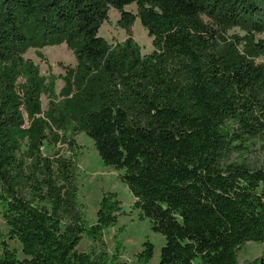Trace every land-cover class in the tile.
I'll return each instance as SVG.
<instances>
[{"label":"trees","instance_id":"1","mask_svg":"<svg viewBox=\"0 0 264 264\" xmlns=\"http://www.w3.org/2000/svg\"><path fill=\"white\" fill-rule=\"evenodd\" d=\"M110 9L127 34L113 44L99 36ZM137 20L150 54L132 38ZM256 34H264V0H0L8 228L0 264H150L148 240L134 262L120 260L118 238L108 253L103 235L121 213L114 193L87 222L80 134L105 167L122 171L138 219L164 238L157 264H239L247 243H264V40ZM61 45L75 60L61 76L42 75L25 57L34 50L45 62L40 49ZM83 239L93 243L87 252L77 250Z\"/></svg>","mask_w":264,"mask_h":264},{"label":"rangeland","instance_id":"2","mask_svg":"<svg viewBox=\"0 0 264 264\" xmlns=\"http://www.w3.org/2000/svg\"><path fill=\"white\" fill-rule=\"evenodd\" d=\"M125 10L135 13L134 5L125 7ZM120 15L114 9L108 12V19L99 29V36L104 38L108 43L113 44L121 42L127 38L126 32L118 25ZM132 38L141 47V54H150L153 50L151 38L147 36L144 28L139 24L138 20L131 28ZM228 34L243 35V32L237 28H232ZM257 40H264V34H256ZM40 52L46 58V61H41L35 54L34 50H30L25 57L31 59L39 66L40 73L48 76L49 73L55 76L63 75L61 66H74L75 60L73 54L65 47L53 46L40 49ZM63 86L61 79L55 82V92L58 93ZM47 100L43 97L42 106L46 107ZM76 143L81 148V153L76 157L78 174L80 178V191L78 194L79 201L85 206V218L89 224L96 221V212L99 207V202L102 196L106 193H114L117 200L121 204V213L118 223L104 232L103 240L106 243L108 253L111 255L115 247V238L121 241L122 250L120 252V260L134 262V256L142 250V245L145 240L151 242L154 246L153 258L150 264H157L160 255V248L164 244V238L161 235L155 234L150 230V225L147 220L140 221L138 219V211L133 210V197L129 193L125 184H123L119 176L122 171H116L112 168L105 167L93 146V142L84 134L75 137ZM44 153H51L50 148L44 149ZM70 156V153H66ZM123 228V232L119 229ZM8 232V228L0 217V241ZM10 248L17 249L19 256L20 245L13 240L6 239ZM93 243L87 239H83L77 246L79 252H87ZM264 258V243L255 244L247 243L245 247L238 253L239 264H248L255 259ZM264 264V261H262Z\"/></svg>","mask_w":264,"mask_h":264}]
</instances>
